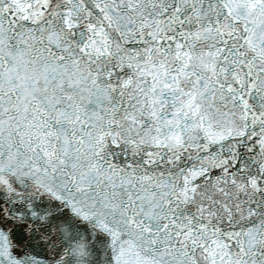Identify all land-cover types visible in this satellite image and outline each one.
<instances>
[{
	"label": "snow or ice",
	"instance_id": "1",
	"mask_svg": "<svg viewBox=\"0 0 264 264\" xmlns=\"http://www.w3.org/2000/svg\"><path fill=\"white\" fill-rule=\"evenodd\" d=\"M0 264H264V0H0Z\"/></svg>",
	"mask_w": 264,
	"mask_h": 264
}]
</instances>
